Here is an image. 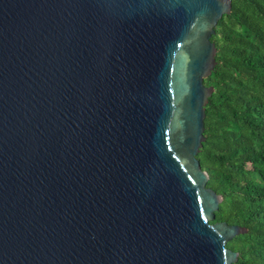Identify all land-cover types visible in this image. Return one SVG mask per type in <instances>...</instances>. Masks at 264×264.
Instances as JSON below:
<instances>
[{"label":"water","instance_id":"95a60500","mask_svg":"<svg viewBox=\"0 0 264 264\" xmlns=\"http://www.w3.org/2000/svg\"><path fill=\"white\" fill-rule=\"evenodd\" d=\"M233 0H0V264H236L198 159Z\"/></svg>","mask_w":264,"mask_h":264},{"label":"trees","instance_id":"16d2710c","mask_svg":"<svg viewBox=\"0 0 264 264\" xmlns=\"http://www.w3.org/2000/svg\"><path fill=\"white\" fill-rule=\"evenodd\" d=\"M213 41L217 65L205 84L215 92L198 159L224 198L214 222L248 229L227 245L236 264H264V0H233Z\"/></svg>","mask_w":264,"mask_h":264}]
</instances>
